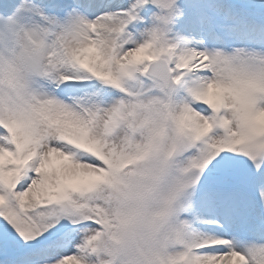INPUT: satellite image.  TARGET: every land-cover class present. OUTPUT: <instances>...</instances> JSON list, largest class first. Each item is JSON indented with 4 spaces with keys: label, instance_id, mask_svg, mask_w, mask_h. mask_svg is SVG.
<instances>
[{
    "label": "snow or ice",
    "instance_id": "obj_1",
    "mask_svg": "<svg viewBox=\"0 0 264 264\" xmlns=\"http://www.w3.org/2000/svg\"><path fill=\"white\" fill-rule=\"evenodd\" d=\"M0 264H264V0H0Z\"/></svg>",
    "mask_w": 264,
    "mask_h": 264
}]
</instances>
